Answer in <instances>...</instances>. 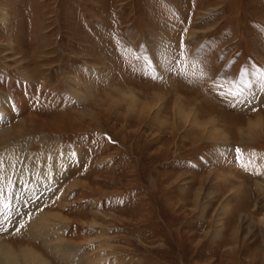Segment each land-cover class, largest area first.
Here are the masks:
<instances>
[{"label":"rangeland","instance_id":"1","mask_svg":"<svg viewBox=\"0 0 264 264\" xmlns=\"http://www.w3.org/2000/svg\"><path fill=\"white\" fill-rule=\"evenodd\" d=\"M260 28L264 0H0V264H264Z\"/></svg>","mask_w":264,"mask_h":264},{"label":"snow or ice","instance_id":"2","mask_svg":"<svg viewBox=\"0 0 264 264\" xmlns=\"http://www.w3.org/2000/svg\"><path fill=\"white\" fill-rule=\"evenodd\" d=\"M259 30H260L261 32H264V28H260ZM236 151H237V152H240V149H236ZM0 215H2V214H0Z\"/></svg>","mask_w":264,"mask_h":264}]
</instances>
